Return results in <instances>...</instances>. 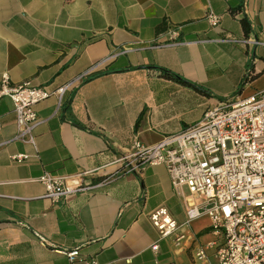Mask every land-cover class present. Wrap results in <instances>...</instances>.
Returning <instances> with one entry per match:
<instances>
[{"label":"crops","instance_id":"1","mask_svg":"<svg viewBox=\"0 0 264 264\" xmlns=\"http://www.w3.org/2000/svg\"><path fill=\"white\" fill-rule=\"evenodd\" d=\"M171 30L179 43L168 42ZM98 61L60 101L35 105V150L12 139V101L0 98V264H80L60 252L72 248L101 264H218L222 234L188 214L198 199L174 188L163 165L115 160L134 138L154 144L217 101L264 89V0H0V75L11 84L53 89ZM15 152L31 157L16 163ZM44 170H92V188L51 201L37 181ZM160 205L177 223L165 237L149 219Z\"/></svg>","mask_w":264,"mask_h":264},{"label":"built area","instance_id":"2","mask_svg":"<svg viewBox=\"0 0 264 264\" xmlns=\"http://www.w3.org/2000/svg\"><path fill=\"white\" fill-rule=\"evenodd\" d=\"M211 27L220 23V15L211 8L206 11ZM171 30L168 42L175 40ZM257 43V41H253ZM101 61L81 71L73 79L56 86H35L30 81L10 83L7 72L0 75V98L12 101L16 130L12 139L36 149L34 130L40 122L35 105L54 95L58 101L64 92L90 77ZM31 155L15 152L13 162L27 161ZM127 161L135 169L143 164L163 165L174 188L185 187L192 203L190 217L205 214L214 233H221L223 241L217 246L218 264H264V89L245 97L219 100L208 106L201 118L177 133L164 135L154 144H144L134 138L128 152L115 161ZM92 170L72 175H54L44 170L38 177L44 196L51 201L86 191L92 185L85 179ZM152 225L160 237L171 234L176 220L165 206L149 212ZM157 255L158 244L150 245ZM69 261L80 264H101L95 258H82L77 248L60 250ZM194 256L205 257L199 247ZM155 264H162L157 258Z\"/></svg>","mask_w":264,"mask_h":264},{"label":"trees","instance_id":"3","mask_svg":"<svg viewBox=\"0 0 264 264\" xmlns=\"http://www.w3.org/2000/svg\"><path fill=\"white\" fill-rule=\"evenodd\" d=\"M242 24H243L244 29H246V22H245L244 19L242 20ZM162 70H163L162 74H163L164 76H166L167 78H169V79H173V80H175V81H177V82H179V83H181V84H184V85L190 86V87H192V88H194V89H197V90H199V91H201V92H205V91H204L199 85H197V84H195V83H193V82H190V81H188V80L182 78L181 76H178V75H176V74H173V73L169 72V71L166 70V69H162Z\"/></svg>","mask_w":264,"mask_h":264}]
</instances>
